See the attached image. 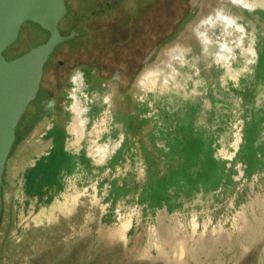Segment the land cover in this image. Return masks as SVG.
Here are the masks:
<instances>
[{
	"label": "rangeland",
	"instance_id": "1",
	"mask_svg": "<svg viewBox=\"0 0 264 264\" xmlns=\"http://www.w3.org/2000/svg\"><path fill=\"white\" fill-rule=\"evenodd\" d=\"M258 1L261 4L250 9L220 0L190 25L211 12L237 16L246 34L243 46L237 44V32L229 35L230 63L218 57L217 43L206 51L191 33L165 49L164 69L158 63L150 66L127 93L113 84L100 90L83 89L85 83L76 79L78 85L70 88L72 97L58 123L72 133L70 147L84 153L88 164H80L73 174H63V189L53 202L36 201L30 185H25L24 171L9 179L10 162L45 121L28 130L17 127L20 138L3 183L0 264H264V165L248 174L241 155L248 126L261 122L258 139L264 137V69L258 66L264 51V0ZM202 28L215 42L220 41L222 25ZM34 43L24 37L16 48L28 50ZM178 50L184 51L183 61H176L173 52ZM77 98L87 107L79 141L71 129ZM195 101L202 105L207 130L217 142L216 156L229 161L230 184L205 196L186 195L174 209L139 203L138 191L113 202V180L130 185L143 182L147 178L145 155L156 154L165 143L161 137L164 123L174 121V112L181 115L190 110ZM163 107L167 120L162 117ZM132 111L141 115L136 124L128 118ZM127 127L133 129L128 132ZM124 142V159L112 168L109 162ZM103 147L104 153L97 154ZM90 187L95 188L94 202L80 196L73 209L41 212ZM128 219L132 222L129 230L119 235L117 229Z\"/></svg>",
	"mask_w": 264,
	"mask_h": 264
},
{
	"label": "flooded vegetation",
	"instance_id": "2",
	"mask_svg": "<svg viewBox=\"0 0 264 264\" xmlns=\"http://www.w3.org/2000/svg\"><path fill=\"white\" fill-rule=\"evenodd\" d=\"M203 2L65 0L67 11L58 28L69 39L50 55L37 97L18 127L28 130L46 115H55L54 125L59 126L78 76L85 89L100 90L113 84L127 93L144 70L157 65L165 49L182 39L183 32L203 13ZM24 37L26 42L35 41L28 50L49 39L31 23L22 25L18 41Z\"/></svg>",
	"mask_w": 264,
	"mask_h": 264
},
{
	"label": "trees",
	"instance_id": "3",
	"mask_svg": "<svg viewBox=\"0 0 264 264\" xmlns=\"http://www.w3.org/2000/svg\"><path fill=\"white\" fill-rule=\"evenodd\" d=\"M258 66L264 69V51ZM260 123H254L245 130L246 142L241 155L248 174L258 168V151L264 156V146H260L258 151L252 146L258 139ZM165 133L168 149L158 147L156 154H149L145 182L130 185L126 181L120 184L118 180H113L110 190V198L113 202L140 189L137 199L139 203L148 204L153 208L166 205L174 209L176 205L170 189H184L188 191L187 194H190L201 186L205 189H216L223 182L230 184L233 180L228 174L229 161L216 156L215 142L206 141L200 135L193 136L188 122L186 125L182 123L179 127H173V130H167ZM47 136H54L55 145L48 155L37 160L31 170L33 176L41 179L40 182L34 180L32 184L31 192L38 195L42 193L44 183L62 190L63 174H73L80 164H88L84 153L77 157L65 148L68 134L63 130L54 129ZM124 144L125 142L109 162L112 168L124 159ZM176 158L181 159V163L177 166L173 162ZM164 160L165 163H163ZM49 201L52 200L49 199Z\"/></svg>",
	"mask_w": 264,
	"mask_h": 264
},
{
	"label": "water",
	"instance_id": "4",
	"mask_svg": "<svg viewBox=\"0 0 264 264\" xmlns=\"http://www.w3.org/2000/svg\"><path fill=\"white\" fill-rule=\"evenodd\" d=\"M66 11L65 0H0V221L5 172L20 138L17 127L37 97L50 55L69 39L58 28ZM24 23L37 25L49 39L29 50L17 49Z\"/></svg>",
	"mask_w": 264,
	"mask_h": 264
},
{
	"label": "crops",
	"instance_id": "5",
	"mask_svg": "<svg viewBox=\"0 0 264 264\" xmlns=\"http://www.w3.org/2000/svg\"><path fill=\"white\" fill-rule=\"evenodd\" d=\"M262 12H264V8H262ZM77 85H78V83L75 84V86H77ZM82 88L85 89L84 86H82ZM191 103L192 104H191L190 110H188L185 113H182L181 115L176 114L174 112V114H173L174 121L171 120V121H168V123H166V122L164 123L165 127L162 128L163 134L161 135V137L165 143L162 144L160 147H164L165 149H168L167 139L165 136V134H166L165 132L168 129L171 128L173 130V127L174 128L177 126L179 127L182 123L186 125L187 122L189 123V126L191 127V132H192L193 136L197 137L200 135L206 141L215 142L214 144L217 145L216 140L207 130L206 122H204V120H203L205 113L203 111L202 105L200 107L197 101L191 102ZM168 109H170V106H168ZM169 111H172V110H169ZM173 111H175L174 108H173ZM166 115H167V112L165 110V107H163V116L162 117L164 120L169 119V118L165 117ZM55 118H56L55 115H51V119H49V121L46 120V117L42 118L41 121H45L44 126L41 125V126L37 127L35 129V131L33 133H31V139H30V141H28L29 145L25 149L20 150L19 153L17 154V155H20L19 156L20 159H21V157L23 159H25V161L23 160L24 167L21 169V171H24L23 175H24L25 185H30V187L32 189H33V187H32L33 181L35 180L36 182H38V181L40 182V180H41V179L39 180L38 178L33 176V173L31 172L32 168L35 166L37 160L40 159L42 156L48 155L50 153L51 149L53 148V146L55 145L54 136H50V137L47 136L49 132L53 131L54 129L63 130L66 134H68V136L65 140V148L68 149L71 153H73L77 157L80 155L79 152L78 153L76 152V150H75L76 147H74V146H73V148L70 147V145H71L70 143H72L71 140L73 138L72 133L68 130V128L65 125L61 126L59 124V126H57V125L55 126L54 123L55 122L57 123V121H56L57 119H55ZM128 118H130V120H132L136 124V121H138V119H141V115L138 116V115H136L135 112L132 111L130 116H128ZM132 129L129 127L126 128V130L128 132L131 131ZM252 146H253V148L256 149V151H258V148L260 146L261 147L264 146V137L262 139L255 140ZM72 149H74V150H72ZM149 154L145 155L146 166H148ZM257 154L259 156L258 167H263L264 156L259 151ZM27 159L30 161L28 164H25L28 162ZM163 159H164V157H163ZM173 162L177 166L181 163V159L176 158V159H174ZM163 163H165V160L163 161ZM145 180L143 182H145ZM226 184H228V183L223 182L216 189H212V188L205 189L203 186H201L200 188L196 189L195 191H191L190 194H187L188 191L184 190V189H170V192H171L170 194L172 195V198L175 200V202H174L175 205H177V204H181L182 202H184L186 195H190L189 196L190 198H194V197L199 196V195L205 196V194H207L209 192L222 189L223 187H225L224 185H226ZM60 192L61 191L58 190V188L56 186H54V185L52 186V185H48L47 183H44V185L42 186V193L39 195L34 193L33 197L36 199V201L41 200L42 202H45V204H47L49 199H51L53 202L59 196ZM139 192H140V189L138 190V193L136 195V199H138ZM144 205H148V204H144ZM164 206H166V205H164Z\"/></svg>",
	"mask_w": 264,
	"mask_h": 264
},
{
	"label": "bare ground",
	"instance_id": "6",
	"mask_svg": "<svg viewBox=\"0 0 264 264\" xmlns=\"http://www.w3.org/2000/svg\"><path fill=\"white\" fill-rule=\"evenodd\" d=\"M219 1L220 0H204L201 12L208 10L210 7H212V5H214L215 3L219 2ZM229 1L236 4V5L243 6L245 8H250V9L257 8L258 5L261 4L258 0H229ZM208 24L214 28L217 27L218 25H222L223 31L221 34L220 41L215 42L212 35L207 30H203L202 26H205ZM235 32H237V34H239V36H240L238 39V43H237L238 46H243V43H244L243 37L246 34L245 26L238 22L237 16H234L233 14L225 13L224 11H218V12H211L208 15L201 18L200 20H198L196 22V24L194 26H192V28L190 26L189 30L186 29L183 32L181 37L184 38L186 36H190V34L192 33L193 35L197 36L201 40V42L204 46V49L206 51H208V49L212 45H214V43H217L219 46V56L218 57H220V59H222L223 61L230 63L232 53H233V47L231 46V44H230L231 42H229L228 37H229V35L231 36V34H233ZM181 50H178V52L177 51L173 52L174 56L177 58V60H176L177 62H178V60L183 61V59H184V53H183L184 51L182 52ZM164 63H166V60H164L161 57V59L158 61V66L163 68L162 64H164ZM163 75L165 77V74H163ZM79 78H80V76L77 77L78 80H80ZM164 79H166V81L169 80L168 77H165ZM72 108H73V111L75 113V116L73 118L71 129L77 135L76 141H79L81 136L84 133V126H85L86 121H87L86 117L83 116V113L87 107L84 108L82 100L77 98L75 100ZM105 150H106L105 148L104 149L98 148L96 150V152L98 154V152L101 151L103 154ZM19 156L20 155H16L15 158L10 162L9 179H14L20 173L21 169L24 167L23 160L25 161V159H23L22 157L20 159ZM80 196H85V200L94 202L96 199L95 188L94 187L87 188L85 190L84 194L81 195L80 193L79 194L77 193L76 195L71 196L72 197L71 199L66 198L65 201H62L60 203H55L50 207V209H44L41 212L46 213V211H49L50 214H54L57 210L66 211L69 209H73L80 202ZM131 223H132L131 219H128L127 221H125L123 223V225L119 229H117L116 232L119 235L124 236L126 234V232L129 230Z\"/></svg>",
	"mask_w": 264,
	"mask_h": 264
},
{
	"label": "clouds",
	"instance_id": "7",
	"mask_svg": "<svg viewBox=\"0 0 264 264\" xmlns=\"http://www.w3.org/2000/svg\"><path fill=\"white\" fill-rule=\"evenodd\" d=\"M74 72L75 73H79L80 72V69H75Z\"/></svg>",
	"mask_w": 264,
	"mask_h": 264
}]
</instances>
